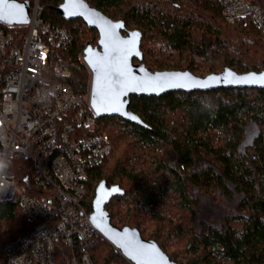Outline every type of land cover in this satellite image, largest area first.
I'll return each mask as SVG.
<instances>
[{"label": "trees", "instance_id": "16d2710c", "mask_svg": "<svg viewBox=\"0 0 264 264\" xmlns=\"http://www.w3.org/2000/svg\"><path fill=\"white\" fill-rule=\"evenodd\" d=\"M62 1L41 0L43 18L72 31L74 42L68 52L77 56L88 42L94 43L95 36L89 37L86 31L97 37L99 31L82 18L63 17L57 11ZM88 1L110 17L124 19L128 28L142 30L145 63L147 52L165 46L188 56L190 68L204 62L210 73L220 72L225 66L238 72L264 67V32L227 21L219 0ZM6 27L17 41L27 33L25 25ZM156 60L157 64L146 65L163 70L174 63ZM81 64L71 81L78 91L86 93L91 72L84 62ZM175 66L183 68L179 63ZM130 109L151 129L119 116L98 118L113 140V152L115 143L118 151L110 164L106 166V159L90 172L85 201L89 211L93 210L96 188L105 179L109 186L119 184L125 190L106 205L112 222L138 228L131 222L130 211L148 206L154 209L159 202L158 191L169 189L179 206L189 210L200 225L188 244L194 256L187 261L166 251L160 238L152 235L171 259L180 264H264V88L221 87L172 91L161 96L132 95ZM118 122L124 129L121 132L115 131ZM250 124L260 131L251 144L242 148ZM124 135H131L155 154L149 170L153 180L143 170L144 163L132 151V144L122 139ZM24 219L17 204L0 203V264H5L3 245L27 226ZM91 255L98 264L122 258L106 238L98 240Z\"/></svg>", "mask_w": 264, "mask_h": 264}, {"label": "built area", "instance_id": "2783aa9c", "mask_svg": "<svg viewBox=\"0 0 264 264\" xmlns=\"http://www.w3.org/2000/svg\"><path fill=\"white\" fill-rule=\"evenodd\" d=\"M30 1L21 41L0 20V203L17 204L28 223L3 245L5 264H98L91 249L105 237L85 203L87 182L113 140L90 86L83 93L71 81L86 64L83 52H68L72 31L46 21L41 0ZM219 2L227 21L264 32V0ZM120 254L107 264H137Z\"/></svg>", "mask_w": 264, "mask_h": 264}, {"label": "water", "instance_id": "95a60500", "mask_svg": "<svg viewBox=\"0 0 264 264\" xmlns=\"http://www.w3.org/2000/svg\"><path fill=\"white\" fill-rule=\"evenodd\" d=\"M57 11L66 19L82 18L99 31L98 43L88 42L83 50L91 72V104L99 118L119 116L141 127H151L130 109L132 95L161 96L172 91H209L217 88H264V67L260 71L238 72L225 66L220 72L199 75L189 68L150 69L141 48L143 32L128 28L124 19H114L88 0H63ZM0 20L8 25H26L31 20L30 0H4ZM137 59V60H136ZM122 73L116 83L115 73ZM119 184L102 180L93 200L90 218L103 236L123 255L137 264H180L153 238L144 237L139 228L115 225L106 208L111 198L124 194Z\"/></svg>", "mask_w": 264, "mask_h": 264}, {"label": "rangeland", "instance_id": "374dc122", "mask_svg": "<svg viewBox=\"0 0 264 264\" xmlns=\"http://www.w3.org/2000/svg\"><path fill=\"white\" fill-rule=\"evenodd\" d=\"M86 34H88L89 37L94 35L95 39L93 44L98 43L99 35L97 37L95 33L91 31H86ZM156 58L162 59L164 61L166 60L168 62L174 61V63H170L171 66L169 65V68L167 69H178L175 65L179 63L183 65L182 69L189 68L194 73L199 75H207L210 73L208 65H205L204 62L200 61L198 62L199 65H197V67L190 68L188 66V56H182L180 54L171 52L170 48L166 49L165 46H163V48L160 50H152L151 52L146 53V63L148 65L157 64L158 61ZM156 69L161 70L160 68ZM119 123L120 122H118V125H115V131L117 130L118 132H121L123 127H121ZM259 131V127H257L255 124H250L242 148L251 144L258 135ZM122 139L125 140V142H130V144H132V151L137 154L141 164L144 163L142 165L143 170L149 172V170L152 169V163L154 162L155 157V154L151 152V149L141 147V144L137 142V140L134 141V137L131 135H124ZM123 144L124 143H121L120 146H123ZM116 150L118 151V147L116 148L115 143V150L110 155V157L107 158L106 166L113 161L114 157L116 156ZM149 178L151 180L154 179L151 172H149ZM115 179L118 180V177H115ZM158 200V205L154 209H150L148 206L146 208L134 211L131 210L129 213L132 219L131 222L133 225L138 226V228L142 230L144 237L152 238V235H157L163 242L166 251L175 255L179 260L187 261L189 257L194 256L192 255L193 253L188 250V244L193 238L195 229L198 230L200 225L198 222L195 223L194 218L192 217L189 210L179 206L178 200L172 190L160 189V191H158ZM121 214L125 216V211H121ZM224 264L229 263L225 262Z\"/></svg>", "mask_w": 264, "mask_h": 264}, {"label": "snow or ice", "instance_id": "6c2138e0", "mask_svg": "<svg viewBox=\"0 0 264 264\" xmlns=\"http://www.w3.org/2000/svg\"><path fill=\"white\" fill-rule=\"evenodd\" d=\"M3 2H4V0H0V3H3ZM115 76H116V83L119 84L120 81H121L122 73H120L119 71H117V72L115 73Z\"/></svg>", "mask_w": 264, "mask_h": 264}, {"label": "clouds", "instance_id": "9594fccd", "mask_svg": "<svg viewBox=\"0 0 264 264\" xmlns=\"http://www.w3.org/2000/svg\"><path fill=\"white\" fill-rule=\"evenodd\" d=\"M203 102V101H202Z\"/></svg>", "mask_w": 264, "mask_h": 264}]
</instances>
